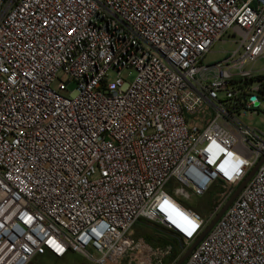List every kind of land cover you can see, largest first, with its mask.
Wrapping results in <instances>:
<instances>
[{"label":"built area","instance_id":"obj_1","mask_svg":"<svg viewBox=\"0 0 264 264\" xmlns=\"http://www.w3.org/2000/svg\"><path fill=\"white\" fill-rule=\"evenodd\" d=\"M262 60L264 0H0V264H164L142 220L192 243L264 159ZM183 264H264V162Z\"/></svg>","mask_w":264,"mask_h":264},{"label":"rangeland","instance_id":"obj_2","mask_svg":"<svg viewBox=\"0 0 264 264\" xmlns=\"http://www.w3.org/2000/svg\"><path fill=\"white\" fill-rule=\"evenodd\" d=\"M225 41L228 43H217L213 49V53L210 54L206 62L207 63H215L217 61H221L225 58L226 54L233 51L235 49V46L231 43L233 40L225 38ZM258 69H261L264 67V61H260L257 64ZM111 76L113 77L114 74L111 73ZM122 77L127 82H133L136 73L134 70H125L122 73ZM56 86V84L54 85ZM74 86L70 87V90H72ZM242 122L244 125L255 128L264 133V103L260 106L259 114L257 115H247L245 117H242ZM226 191V187L223 185H219L216 187V189H213L210 193V195H207L203 199H193L192 205L197 208L202 213H207L208 207L210 208V204H212V201L214 197L218 193H224ZM134 235L137 238H141L145 240L147 243L154 247H165V246H172L173 247V253L171 256L166 258L164 260V264H176L179 259L185 254V252L192 246V244L199 238V236L191 243H184L182 242L179 244L175 240V238L168 232L162 225L158 223H151L145 220H142L139 222L135 229H134ZM130 260H133L130 262ZM139 262V259L135 258V255H132L131 257H128L120 264H136ZM31 264H92L80 255L77 254H70L66 258L57 260L50 256H43L38 257L34 259Z\"/></svg>","mask_w":264,"mask_h":264},{"label":"water","instance_id":"obj_3","mask_svg":"<svg viewBox=\"0 0 264 264\" xmlns=\"http://www.w3.org/2000/svg\"><path fill=\"white\" fill-rule=\"evenodd\" d=\"M263 162H264V159L258 165H256V167H254L252 169V171L249 173V175L246 177V179L239 185V187L236 189L235 193L232 195V197L229 199V201L226 203V205L222 208V210L219 212V214L205 228V230L202 232V234L199 236V238L192 244V246L185 252V254L179 259V261L176 264H183L188 259V257L192 254V252L203 241V239L210 233V231L213 229V227L216 225V223L220 220V218L224 215V213L228 210V208L232 205V203L241 194V192L244 190V188L247 186V184L254 177L258 168L260 167V165Z\"/></svg>","mask_w":264,"mask_h":264},{"label":"trees","instance_id":"obj_4","mask_svg":"<svg viewBox=\"0 0 264 264\" xmlns=\"http://www.w3.org/2000/svg\"><path fill=\"white\" fill-rule=\"evenodd\" d=\"M258 80L259 81H264V76L263 77H260ZM170 234L175 238V240L177 242H179V244H181L183 242V240L181 239V237H179L177 234L172 233V232H170Z\"/></svg>","mask_w":264,"mask_h":264},{"label":"snow or ice","instance_id":"obj_5","mask_svg":"<svg viewBox=\"0 0 264 264\" xmlns=\"http://www.w3.org/2000/svg\"><path fill=\"white\" fill-rule=\"evenodd\" d=\"M184 219L187 220L186 217ZM187 224H188L189 228L186 229V230H188L189 231V234H191V230L195 229L196 225L192 221H190V220L187 221Z\"/></svg>","mask_w":264,"mask_h":264},{"label":"bare ground","instance_id":"obj_6","mask_svg":"<svg viewBox=\"0 0 264 264\" xmlns=\"http://www.w3.org/2000/svg\"><path fill=\"white\" fill-rule=\"evenodd\" d=\"M172 222H173V223H176V221H175V220H173V219H172Z\"/></svg>","mask_w":264,"mask_h":264}]
</instances>
